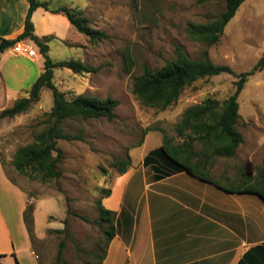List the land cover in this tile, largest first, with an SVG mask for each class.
I'll use <instances>...</instances> for the list:
<instances>
[{"label":"rangeland","instance_id":"374dc122","mask_svg":"<svg viewBox=\"0 0 264 264\" xmlns=\"http://www.w3.org/2000/svg\"><path fill=\"white\" fill-rule=\"evenodd\" d=\"M48 3L50 9L61 6L80 9L92 27L107 34V38L92 42L75 29L70 39L54 46L49 51L54 62L76 59L98 68L93 73L79 74L57 67L53 77L55 85L67 99L86 94L112 97L119 105L113 121L106 118L64 121L65 132L80 138L59 141L64 154L61 176L49 181L20 173L13 165V157L43 127L42 122L53 105L52 91L44 88L39 101L26 112L14 117L0 116V163L4 169L0 166V203L6 212L8 209L15 212L21 188L30 200H36L40 229L49 214L77 216L83 221L94 218L104 196L103 189L119 174L125 161H130V166H137L142 160L144 163L164 140L172 144L181 139L176 125L188 107L207 98L223 103L235 91L236 75L222 73L187 86L178 101L166 110L147 107L133 93L134 77L144 66L161 68L175 58L179 47L194 59H200L207 51L212 62L228 65L239 74L251 71L264 52V0L243 2L227 23L220 42L211 46L190 38L188 24L207 23L220 16L226 9V0H56ZM23 42L39 54L32 40ZM14 46L8 50L18 55ZM43 58L39 54L33 61L25 62L40 67ZM29 91L22 90L18 99L28 97ZM238 103L237 127L246 140L238 157L253 158L249 164L257 168L254 184L258 185V168L264 165V144L260 147L259 143L264 135V70L245 83ZM10 106L9 101L0 100V112ZM5 176L11 181L9 186L4 183ZM59 239L60 236L50 234L43 244L40 254L44 264H82L75 261L72 250L67 256H60L62 260L57 259ZM34 245H37L35 240Z\"/></svg>","mask_w":264,"mask_h":264},{"label":"crops","instance_id":"0c3cea01","mask_svg":"<svg viewBox=\"0 0 264 264\" xmlns=\"http://www.w3.org/2000/svg\"><path fill=\"white\" fill-rule=\"evenodd\" d=\"M28 9V0H0V38L15 39L24 31ZM32 22L35 35L54 36L50 52L74 35L75 28L62 13L39 7ZM39 54L1 53L0 100L13 105L22 90L31 89L44 70V61L40 67L25 61ZM245 141L243 136L234 156L217 155L209 142L181 138L172 143L175 149L186 150L181 153L184 160L222 187L186 171L157 179L154 166H146L143 160L114 176L105 187L109 194L100 199L104 208L115 213L114 235L108 241L104 232L108 224L100 220L99 212L86 221L49 214L40 229L36 200H30L17 185L16 211L6 212L0 203V254L4 255L0 259L3 264H16L15 258L18 264H44L40 253L48 236L54 234L60 236L57 259L72 250L75 261L82 264H264V201L255 193L228 190L256 182L257 168L249 164L253 158L238 157ZM259 143L260 147L264 144V135ZM4 178L9 186L11 181ZM28 204H34L33 239L24 220Z\"/></svg>","mask_w":264,"mask_h":264},{"label":"trees","instance_id":"16d2710c","mask_svg":"<svg viewBox=\"0 0 264 264\" xmlns=\"http://www.w3.org/2000/svg\"><path fill=\"white\" fill-rule=\"evenodd\" d=\"M246 0H226V9L223 13L207 23H189L188 35L211 46L220 42L227 23L235 16L237 10ZM29 9L25 19L24 31L15 39L0 38L1 53L12 48L16 43L32 40L44 57V70L33 83L28 97L17 99L12 106L0 112L1 117H14L28 111L31 106L39 101L41 91L47 88L52 91L53 105L43 120V127L33 135L30 144L21 146L15 152L13 165L17 171L40 178L42 181L58 179L61 176L60 164L64 154L59 147L60 140H74L80 137L71 136L63 129V123L67 119L74 118H106L113 121L115 109L119 101L112 97L98 98L86 94H79L72 99H67L65 94L58 89L53 81L54 69L57 67L68 68L74 73H93L98 68L88 65L80 60L69 59L54 62L49 55V43L53 36L39 37L34 34L32 22L33 12L42 7L52 13H62L70 24L80 33L89 37L92 42H99L107 38V34L91 26L90 20L84 13L74 7L61 6L50 9L48 1L28 0ZM264 70V52L251 71L236 74L228 65H218L212 62L207 51L200 59L189 57L181 48H177L175 58L168 60L161 68L152 69L144 66L141 73L134 77L133 93L145 106L166 110L175 104L183 90L199 79L217 76L222 73L236 75L235 91L223 103L216 99L207 98L201 103L188 107L182 114L181 121L176 125L177 135L185 142L201 141L214 144V153L220 156L236 155L239 145L243 142V134L237 128L239 120L238 97L249 78L257 72ZM184 148L175 149L169 140L152 152L144 160V164L154 166L156 178L161 179L178 171H186L192 176L222 187L214 181L206 172L181 157ZM130 161L123 163L119 173H124L130 167ZM258 180L262 185L251 184L228 189L232 192L255 193L264 201V165L259 169ZM104 195L109 190L103 189ZM99 206L100 220L108 224L105 229L107 241L113 235L115 213L104 208L101 202ZM34 206L28 204L24 211V220L30 236L34 237ZM87 220V218H84ZM4 255L0 254V257ZM16 264H18L17 259Z\"/></svg>","mask_w":264,"mask_h":264},{"label":"built area","instance_id":"2783aa9c","mask_svg":"<svg viewBox=\"0 0 264 264\" xmlns=\"http://www.w3.org/2000/svg\"><path fill=\"white\" fill-rule=\"evenodd\" d=\"M14 51L16 54L26 57H34L36 56V50L32 48L30 45L25 44V42H18L14 46Z\"/></svg>","mask_w":264,"mask_h":264}]
</instances>
